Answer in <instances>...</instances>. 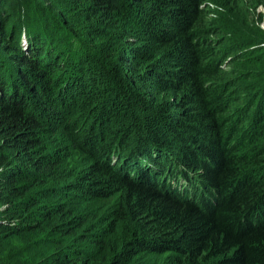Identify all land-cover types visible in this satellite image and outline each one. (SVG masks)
<instances>
[{
    "label": "trees",
    "instance_id": "trees-1",
    "mask_svg": "<svg viewBox=\"0 0 264 264\" xmlns=\"http://www.w3.org/2000/svg\"><path fill=\"white\" fill-rule=\"evenodd\" d=\"M0 264H264V0H0Z\"/></svg>",
    "mask_w": 264,
    "mask_h": 264
},
{
    "label": "rangeland",
    "instance_id": "rangeland-1",
    "mask_svg": "<svg viewBox=\"0 0 264 264\" xmlns=\"http://www.w3.org/2000/svg\"><path fill=\"white\" fill-rule=\"evenodd\" d=\"M39 247L31 249L29 256L35 258L38 254L44 252L46 247L43 246L41 243L38 245Z\"/></svg>",
    "mask_w": 264,
    "mask_h": 264
}]
</instances>
